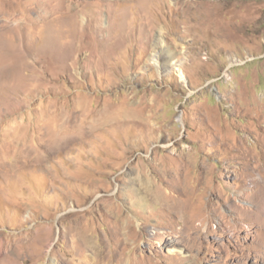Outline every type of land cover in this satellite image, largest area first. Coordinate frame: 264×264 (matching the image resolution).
I'll list each match as a JSON object with an SVG mask.
<instances>
[{"label": "rangeland", "instance_id": "1", "mask_svg": "<svg viewBox=\"0 0 264 264\" xmlns=\"http://www.w3.org/2000/svg\"><path fill=\"white\" fill-rule=\"evenodd\" d=\"M44 1L0 21V264H264V0Z\"/></svg>", "mask_w": 264, "mask_h": 264}, {"label": "bare ground", "instance_id": "2", "mask_svg": "<svg viewBox=\"0 0 264 264\" xmlns=\"http://www.w3.org/2000/svg\"><path fill=\"white\" fill-rule=\"evenodd\" d=\"M49 6H51V5L47 1L43 0V2L41 3L40 1L36 0L35 7L37 8V10L40 13V16H39L40 18L43 19V17H41L42 16L41 15L42 10L49 9ZM15 9H16L15 0H0V15H2V16H3V14L8 15L7 20H4L2 17H0V21L2 22V28L4 30V33L6 30L9 31L12 27H16V25L19 26L21 24L20 26L24 29L27 26V24L24 23L25 22L24 19H23L24 21L22 22L21 21L22 19L16 16V10ZM25 19H26V17H25ZM44 20H45V18H44ZM8 40L9 39H7V41ZM17 40H20V43H21V36ZM159 43H161V42L159 41ZM2 44L0 45V48L3 51L4 50L8 51L9 55L11 53H13L14 47L7 46L4 44L2 45ZM169 62L173 64L172 61H169ZM10 77L11 76L8 74H6V75L0 74V80H3V81L7 78H10ZM27 77H29V75H27V73L24 72L23 79H27ZM7 85L8 84L6 82L2 83L0 81V99H3V98L7 99V97H11L12 95H14L15 99H16L17 98L16 96H18L20 91L13 89L12 87L7 86ZM29 94H30V92H25L24 96H26V97L22 98V100L25 103L28 102L27 96ZM13 113H15V112H13ZM13 113L12 112H6V114L4 116V117L11 116V117L5 121L6 125L2 129V131H0V142L2 144L8 145L9 148H11V151L16 156V157L14 156L15 159L10 160L11 163H14V165H19V164H23V163L28 164L31 161V133H30V129H29V127H30L29 126L30 123L28 120L29 117L27 116L28 112L24 111L21 114H19V116L21 117V120H20V122L22 124L21 127L24 129L22 137L17 136V135H19V130L16 126L17 123L15 122L16 116L13 115ZM9 121H11V122H9ZM14 123H15V125H14ZM259 198H260V196H259ZM259 207H260L259 214L262 215L264 218V202L261 201ZM93 247H94L93 245H90L89 253L87 254L86 258L82 260V262H90V260L96 259V256H97V258L103 259V260L108 257V254H106V252L104 250L99 251V250H96L95 247L94 248Z\"/></svg>", "mask_w": 264, "mask_h": 264}]
</instances>
